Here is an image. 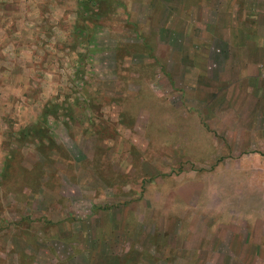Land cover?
<instances>
[{"label":"rangeland","instance_id":"1","mask_svg":"<svg viewBox=\"0 0 264 264\" xmlns=\"http://www.w3.org/2000/svg\"><path fill=\"white\" fill-rule=\"evenodd\" d=\"M0 264H264V0H0Z\"/></svg>","mask_w":264,"mask_h":264},{"label":"crops","instance_id":"2","mask_svg":"<svg viewBox=\"0 0 264 264\" xmlns=\"http://www.w3.org/2000/svg\"><path fill=\"white\" fill-rule=\"evenodd\" d=\"M51 6H52V2L49 3V5H48V7H46V9L49 10L48 8H51ZM24 40L29 41L28 39H24ZM31 61L32 60L27 55H24V59H21V60L17 59V62H15V60H14V71H11V72H14V73L15 72H17V73L23 72L24 76H27L28 74L31 73V66H32ZM10 69L11 68H9V70ZM25 78L26 77L23 78V82H24ZM13 80H14V76H11V81H13ZM24 84H25V82H24Z\"/></svg>","mask_w":264,"mask_h":264}]
</instances>
